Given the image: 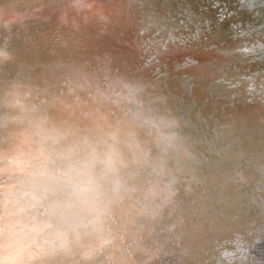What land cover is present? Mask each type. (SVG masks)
I'll return each instance as SVG.
<instances>
[{
	"label": "bare ground",
	"instance_id": "1",
	"mask_svg": "<svg viewBox=\"0 0 264 264\" xmlns=\"http://www.w3.org/2000/svg\"><path fill=\"white\" fill-rule=\"evenodd\" d=\"M0 49V115L106 70L179 121L197 182L142 233L138 264H264V0H0Z\"/></svg>",
	"mask_w": 264,
	"mask_h": 264
},
{
	"label": "clouds",
	"instance_id": "2",
	"mask_svg": "<svg viewBox=\"0 0 264 264\" xmlns=\"http://www.w3.org/2000/svg\"><path fill=\"white\" fill-rule=\"evenodd\" d=\"M11 59L0 49V64ZM144 88L77 70L62 79L58 103L38 89L7 102L0 264H138L142 233L175 210L201 163L179 121Z\"/></svg>",
	"mask_w": 264,
	"mask_h": 264
}]
</instances>
